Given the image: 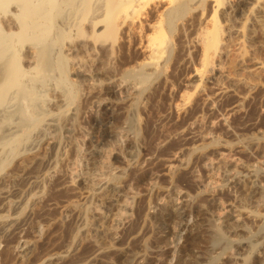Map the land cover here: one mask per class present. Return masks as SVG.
<instances>
[{"label":"bare ground","instance_id":"6f19581e","mask_svg":"<svg viewBox=\"0 0 264 264\" xmlns=\"http://www.w3.org/2000/svg\"><path fill=\"white\" fill-rule=\"evenodd\" d=\"M257 36L264 40V0H0V235L28 222L51 195L65 196L49 209H60L58 218L46 215L43 225L33 220L32 239L19 234L12 245L8 238L7 262L24 264L38 239L65 227L94 250L88 264H105L99 258L113 250L125 260L128 250L115 249L118 231L131 228L137 242L149 222L171 225L170 260L131 255L132 264H264V165L231 154L264 149V136L221 144L211 133L221 127L229 134L231 118L241 113L246 99L230 101L233 90L264 93V79L237 78L244 53L225 69L234 40ZM254 67L246 74H264V63ZM155 96L170 99L166 120L173 126L149 148L141 114ZM91 98L98 104L91 124L97 141H80V113ZM219 103L226 113L205 123L199 114ZM155 165L162 174L150 178L146 166ZM197 167L204 178L193 172ZM131 178L135 192L127 189ZM180 182L191 192L177 189ZM204 221L199 238L207 258L199 251L189 263L188 243ZM77 243L67 245L72 253L83 247ZM49 253L39 264L73 262L65 263L68 250Z\"/></svg>","mask_w":264,"mask_h":264},{"label":"rangeland","instance_id":"374dc122","mask_svg":"<svg viewBox=\"0 0 264 264\" xmlns=\"http://www.w3.org/2000/svg\"><path fill=\"white\" fill-rule=\"evenodd\" d=\"M240 18V17H239ZM261 36H257V37H254V39L252 40V41H248V42H242V41H240V40H234V42H233V44L230 46V51H229V55H228V57H227V64H225V69H227V68H230L231 67V65H232V63H234L235 61H237L240 57L239 56H241L242 54L241 53H244V55H243V63H242V69L240 70V71H238L237 72V74H236V76H237V78L238 79H248L247 80V82H249V83H255V82H258L257 80H259V81H261V80H263L264 79V74L263 73H257V74H259L260 76V78L258 77V75L256 74V76L254 77V76H249L248 74H246L247 73V71H250V70H253V69H255V67H254V65H255V63L256 62H258V63H264V40L262 39V38H260ZM257 39V40H256ZM263 40V41H262ZM260 41V42H259ZM262 41V42H261ZM253 45V46H252ZM250 49V50H249ZM244 50V52H242ZM233 53V54H232ZM241 55H240V54ZM239 55V56H238ZM251 57H253V58H251ZM238 58V59H237ZM229 61V62H228ZM251 61V62H250ZM229 63H230V65H229ZM227 65H229L230 67H228ZM244 66V67H243ZM227 70H229V69H227ZM243 70V71H242ZM187 73H188V69L185 67V69H182V70H180L179 71V74H177V76H176V79H174L173 80V87H175L174 89H177V88H179L180 87V85L183 83V81H184V79H185V76L187 75ZM262 74V75H261ZM245 75H248V76H245ZM247 77V78H246ZM250 77H252V79H253V77H254V80H252V79H250ZM258 77V78H257ZM257 78V79H256ZM262 78V79H261ZM175 83V84H174ZM209 86H213V83L211 84H209ZM221 87L224 89H229L228 88V84H226V82H222L221 83ZM231 90V89H230ZM187 91H191L190 89L188 90L187 89ZM156 97V98H155ZM155 97H153L152 99H153V101H152V99H151V102H153V103H149V105H148V109H146V112L144 113H142L141 115H143L142 116V118H143V120H145V122H148L147 124H149V126H153L155 123V127L156 128H158V129H156L155 130V136H153L152 134V129H153V127L151 128V130H150V128H149V126H147L149 129H147V127H146V132L147 131H149V132H147V135H148V137H147V135H146V137H145V146L147 145V147H152L154 144H156V142H158V138H159V135H160V131L161 130H163L164 132H165V130L166 129H169V128H172V126H173V124L170 122V124H168L169 123V121L168 120H166V118H167V116H168V110H167V108H168V105H169V103H170V99L169 98H163V97H161V96H155ZM157 97H159L158 99H157ZM103 98H106V99H110L107 95H105V97L102 95L101 96V99H103ZM246 99V101H245V103H244V107H243V109H242V111H241V113L239 114V115H237V116H235L234 118H231V120H230V124H229V134H227V133H224L225 131L224 130H222V128L221 127H216L215 129V131H213V132H211L215 137H217V139H219L220 141H221V144H234V143H238V144H240V143H244V139H245V137L246 136H250V135H256V134H263V136H264V93H259V92H251V93H249V94H247V92H245L244 90H242L241 88H236L235 90H233V92H232V97H231V99H229L230 101L231 100H240V99ZM93 98H91L90 100H91V103H90V101H88V102H86L85 103V105L87 104V105H89V106H83L84 108H82V109H85L86 107V109L85 110H82L81 112L82 113H80V117H82V118H80L79 117V123H78V125H79V133L77 134V139L78 140H80V141H86V142H89V141H97V137H98V135H97V133L96 132H94L93 131V129H92V120H93V118H94V115H95V113H96V109H97V107H98V104L96 103V100L94 99V100H92ZM155 99V100H154ZM250 99V100H249ZM110 100H112V99H110ZM95 101V102H94ZM156 102V103H155ZM159 102V103H158ZM89 103V104H88ZM155 103V104H154ZM97 105V107H96V105ZM151 104H153V105H151ZM156 105V106H155ZM246 105V106H245ZM95 106V107H94ZM149 106L152 108V106H153V108L151 109V108H149ZM224 105H222L221 103H219V105H216L215 107H214V110L213 111H208V110H206V109H204L199 115L201 116L200 118H202L204 121H205V123H207L208 122V120H209V124H210V121L212 122V123H215V122H217L219 119H220V117L223 115V114H225L226 112H225V110L226 109H228V108H225V106L223 107ZM166 107V108H165ZM218 108V109H217ZM224 108V110L221 112L219 109H223ZM166 109V110H165ZM96 110V111H95ZM207 111V113H206V111ZM95 111V112H94ZM219 111V112H218ZM149 113V114H148ZM206 113V114H205ZM258 113V114H257ZM83 114V115H82ZM219 115V116H218ZM145 116V117H144ZM206 116V117H205ZM151 117V118H150ZM203 117H205V118H203ZM147 118V119H146ZM150 118V119H149ZM240 118V119H239ZM213 119V120H212ZM216 119V120H215ZM147 120V121H146ZM148 120H150V122H151V124H150V122L148 121ZM166 120V121H165ZM163 122V126L164 127H159V124H160V122ZM207 121V122H206ZM236 121V122H235ZM153 123V124H152ZM83 124V125H82ZM167 124V125H166ZM236 125V126H235ZM83 126V127H82ZM233 126V127H232ZM83 128H85V129H83ZM163 128H166V129H163ZM219 128H221V129H219ZM236 128V129H235ZM258 130V131H257ZM150 131H151V133H150ZM220 132V133H219ZM82 133V134H81ZM94 133V134H93ZM150 135H149V134ZM158 133V134H157ZM81 134V135H80ZM247 134V135H246ZM83 136V137H82ZM86 136V137H85ZM150 136V137H149ZM157 136H158V138H157ZM236 136H238V140H236ZM80 138H82V139H80ZM154 138V139H153ZM88 139V140H87ZM153 141H152V140ZM162 140V139H161ZM149 141L150 142H152V143H149ZM238 141V142H237ZM154 142V143H153ZM224 142V143H223ZM149 144V145H148ZM153 144V145H152ZM248 150H247V152H246V154L245 155H242V154H240V155H238V154H235V153H231L232 155H233V157L234 158H239L241 161H243V162H245V163H247V164H260L261 163V165L263 166L264 165V149H259V150H256L255 148H247ZM61 152H63L62 151V149H61ZM235 154V155H234ZM243 156V157H242ZM212 159H213V155L212 156H210ZM245 157V158H244ZM260 157V158H259ZM147 158V157H146ZM146 158H144V159H146ZM253 158V159H252ZM243 159V160H242ZM251 159V160H250ZM50 160V159H49ZM116 161V162H115ZM247 161V162H246ZM254 161V162H253ZM115 163H116V165H115ZM113 164H114V166L115 167H119V165H120V163H119V161L118 160H114L113 159ZM147 168H146V170H148L149 172L147 173V174H149V176H150V178L152 177H157V176H160L162 173H160V168H158V166L157 165H155V166H146ZM157 172H156V171ZM193 172H195V175L199 178V177H201V178H204L205 177V174H203V172L201 173V170L197 167V168H194V170H193ZM154 173V174H153ZM194 174V173H193ZM133 178V177H132ZM130 179V181L128 180L127 182V187H129V188H127V189H130V186L132 185V189H133V191L135 192L136 191V186L134 185V182H133V179ZM164 178H162L161 177V179H160V185L161 186H163V187H165V186H167V182H165V179L163 180ZM263 181V180H262ZM162 183V184H161ZM182 182H180V183H177L176 184V188H177V186H178V188L177 189H179V190H186V191H188V192H191V190H192V188L191 187H189L188 185H186L187 187H189V188H186L185 187V184L183 185V184H181ZM130 184V185H129ZM264 184V181L262 182V185ZM134 185V186H133ZM179 186H181V187H179ZM51 197V199H50V201H47V199L43 202V204H42V206H41V208L40 207H36L37 209L39 208V211L38 210H36V208H33L34 209V211L35 212H37V214L36 215H33L32 217H31V219L28 221V222H25V223H20V224H18L17 226H15L12 230H10L9 232L10 233H8V236L7 237H3V236H1L0 235V264H16L14 261H12V260H10V263H8L7 261H9V259H10V257H8V254H7V252H6V249H7V245H9L10 243H12L13 242V240L15 239V237L17 238L18 236H19V234L21 235V236H23V237H26V238H28V239H32V236H34V233L32 234L31 232H33V230H34V221L36 220V222L38 223V222H42V223H38L39 225H43L44 223V221H45V219H43V218H45V216H46V218H50V219H53V218H58V215L60 214V212H61V210L60 209H57V210H55V211H57V212H55V211H53V212H49V209H51V208H54L55 207V205L57 206V207H60L61 206V203L62 202H64V198H65V196L63 195V196H61L60 194H59V197H58V195H56V194H53V195H51L50 196ZM55 197V198H54ZM63 199V201H61V202H59L60 200H62L61 198ZM55 200H54V199ZM58 200H57V199ZM54 200V202H51V201H53ZM256 200V199H255ZM49 202V203H47V202ZM46 202V203H45ZM49 204H51V205H53V206H50ZM63 204V203H62ZM45 205V208L43 207ZM41 209V210H40ZM45 209H47V210H45ZM44 211V212H43ZM55 212V213H54ZM42 214V215H40V214ZM45 213V215H43ZM54 213V214H53ZM55 214H57V216H55ZM51 215V216H50ZM50 216V217H49ZM53 216V217H52ZM38 217H42V219H39L38 220ZM52 217V218H51ZM36 218V219H35ZM34 220V221H33ZM43 220V221H42ZM29 222H31V223H29ZM35 222V225H37V223ZM158 224V225H157ZM28 225H29V227H28ZM24 226V227H23ZM171 226V225H170ZM169 226V224H167V223H165V224H160V223H156V224H151V223H146V225L144 226L145 228H143V231H142V233H141V236L139 237L140 238V240H139V238L137 239V242L135 243V242H133L132 240H135V239H132V236H130L131 235V233H130V231H131V228H128L127 229V231H126V228L123 230L122 229V231H121V229L118 231V233H117V238L119 239V242H120V244H118V245H116V247H115V249H122L123 247H125L126 248V250H128V252H129V257H127L125 260H124V258L123 259H116L115 258V252H113V251H115V250H113V251H108L109 252V254H107L108 252H106V253H103L102 254V256L99 258L100 260H102L103 261V263H105V264H132L131 262V255H132V257H133V255L134 256H136V255H139V256H142V257H144V258H148L147 260H149V258L151 259V260H158V261H161V262H164V261H166L167 262V260H170V258H169V255L167 254V249H168V247H169V245L171 244V239L172 238H170V236H166V232H167V229L170 227ZM203 229L201 230V229H199L197 232H198V238H193V239H191L190 241H189V243H188V250L189 251H187L186 252V259H185V261H187V262H191V261H189V259H192L193 260V255H196V253L197 252H199V251H203V253H205L204 254V258L206 259L207 257V255H206V251L204 250V240H200V238H199V236L201 237V235L203 236V234H202V232L204 231V229H206V226H207V222L206 221H204V223H203ZM250 226V225H249ZM28 227V228H27ZM251 227H252V225H251ZM33 228V229H32ZM66 228V227H65ZM65 228H61V230L62 231H58V230H60V228L55 232V234H54V236L53 237H51V238H45V237H41V239H38V244H37V247H38V245H40L39 247L41 248H37L36 247V251L34 252V254L35 255H31L32 256V259H30L31 258V256H30V258L24 263V264H39V260H40V258H42V257H44L45 255H47V253H49V252H51V253H49V254H53V253H64V252H66L67 250L68 251H70V256H68L66 259H65V263L67 262V263H69L70 262V260L72 261L73 260V262L72 263H69V264H88V263H91L92 262V260H93V258H94V256H95V254H93V249H91L92 247L91 246H88V244L87 243H85V240H84V238H82V236H78V235H75V233H73L72 234V232H74V231H71L70 230V228H69V230L66 228V230H65ZM159 228V229H158ZM25 229H28L27 231L25 230ZM31 229H32V231H31ZM157 229V230H156ZM25 230V231H24ZM65 231H66V233L68 234H66L65 233ZM69 233H68V232ZM20 232H22V233H20ZM63 234H62V233ZM131 232H133V231H131ZM146 233V234H145ZM165 233V234H164ZM204 233V232H203ZM12 234V235H11ZM29 234V235H28ZM59 236H58V235ZM64 234H65V236H64ZM93 234V233H92ZM92 234H90V235H92ZM127 234V235H126ZM129 234V235H128ZM155 234V235H154ZM72 235V236H71ZM94 235V234H93ZM154 235V236H153ZM165 235V236H164ZM30 236V237H29ZM61 236V237H60ZM70 236V237H69ZM75 236V237H74ZM126 236V237H125ZM130 236V237H129ZM197 236V235H196ZM12 237H14V239L12 240L11 238ZM56 237H59L58 239H59V241L58 240H56L57 238ZM67 237H69L68 238V240L70 241V242H68V240L66 239ZM74 237V238H73ZM78 237V238H77ZM81 237V238H80ZM164 237V238H163ZM10 239V241L11 242H8L9 241V239ZM43 238V239H42ZM64 238V239H63ZM76 238V239H75ZM81 239V241H80V239ZM123 238V239H122ZM45 239V243H43V240ZM46 239H49V240H46ZM54 239H55V241H54ZM82 239L84 240V242L82 241ZM63 240H65V241H63ZM50 241V242H49ZM54 241V242H53ZM7 242L9 243V244H7ZM72 242V243H71ZM76 242H78L77 244H80L81 243V245H83V247H82V249L84 248V250L86 251H84V250H81V247H80V250L78 251V250H74L73 251V253L71 252V250H70V246L74 243V245H76ZM147 242H149V243H147ZM163 242V243H162ZM53 243V244H52ZM62 243V244H61ZM68 243V244H67ZM84 243V244H83ZM122 243V244H121ZM133 243H135V244H133ZM143 243H145V246H144V248H142L141 249V245L143 244ZM162 243V244H161ZM50 244V245H49ZM139 244V245H138ZM149 244V245H148ZM12 245H13V243H12ZM45 245V246H44ZM64 245H66V246H64ZM67 245H70V246H67ZM139 247H138V246ZM6 246V247H5ZM43 246V247H42ZM50 246V247H49ZM85 246V247H84ZM87 246V247H86ZM154 246V247H153ZM89 247H90V249H89ZM3 248H4V254H2V252H3ZM6 248V249H5ZM56 248H57V250H56ZM68 248V249H67ZM89 251H87L86 249ZM125 248H123L124 250H125ZM149 248V249H148ZM2 249V250H1ZM38 249V250H37ZM55 249V250H54ZM61 249V250H60ZM130 249V250H129ZM66 250V251H65ZM164 250H166V251H164ZM83 251L85 252V253H83ZM91 251V252H90ZM160 251H161V253H160ZM162 251H163V253H162ZM41 252V253H40ZM87 252H88V254H87ZM112 252V253H111ZM154 252H157V253H154ZM201 252H199L198 254H200ZM6 253V254H5ZM40 253V254H39ZM39 254V255H38ZM90 254V255H89ZM2 255V256H1ZM38 255V256H37ZM85 255V256H84ZM87 255V256H86ZM92 255V256H91ZM94 255V256H93ZM111 255H113V256H111ZM166 257H165V256ZM4 256V258L2 259V257ZM35 256H37V257H35ZM82 256V257H81ZM84 256V257H83ZM107 256V257H106ZM148 256V257H147ZM34 257V258H33ZM75 257H77V258H79V260H80V262H79V260H78V262H77V259L75 258ZM86 257V258H85ZM110 257V258H109ZM168 257V258H167ZM189 257V258H188ZM38 258H39V260H38ZM82 258H83V260H82ZM91 258H92V260H91ZM107 258V259H106ZM113 258V259H112ZM7 259V260H6ZM109 259V260H108ZM128 259H130V260H128ZM164 259V260H163ZM166 259V260H165ZM32 260V261H31ZM38 260V261H37ZM76 260V262H74ZM86 260V261H85ZM89 260V261H88ZM90 260H91V262H90ZM163 260V261H162ZM5 261H6V263H5ZM113 261V262H112ZM14 262V263H13ZM118 262V263H117ZM154 264H156V263H154Z\"/></svg>","mask_w":264,"mask_h":264}]
</instances>
